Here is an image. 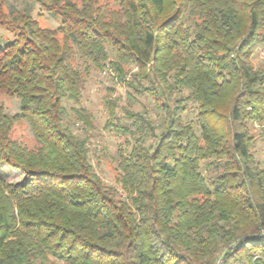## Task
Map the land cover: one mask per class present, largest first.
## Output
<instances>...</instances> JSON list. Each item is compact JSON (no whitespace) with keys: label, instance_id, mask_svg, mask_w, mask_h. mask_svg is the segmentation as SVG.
Instances as JSON below:
<instances>
[{"label":"trees","instance_id":"trees-1","mask_svg":"<svg viewBox=\"0 0 264 264\" xmlns=\"http://www.w3.org/2000/svg\"><path fill=\"white\" fill-rule=\"evenodd\" d=\"M37 1L57 29L0 0V94L21 103L14 116L0 104V167L23 174L0 178V264H264V0ZM78 51L163 115L105 100L124 138L116 187L73 106L89 75ZM21 121L33 149L13 138Z\"/></svg>","mask_w":264,"mask_h":264},{"label":"rangeland","instance_id":"rangeland-1","mask_svg":"<svg viewBox=\"0 0 264 264\" xmlns=\"http://www.w3.org/2000/svg\"><path fill=\"white\" fill-rule=\"evenodd\" d=\"M78 6L83 3L96 2L99 5H108L111 8L117 10L114 0H71ZM7 13L10 18L14 19L20 17L23 14L30 15L33 19H36L39 25L43 28L57 29L60 26V20L49 15L42 10L40 3L37 0H7ZM78 63L80 69L84 73L86 68L89 70V75L85 78V85L82 91V97L79 105L74 107L85 109L86 113L90 116L94 130L91 134V161L94 165L95 171L103 178L104 182L110 186H117L115 180V168L116 165V150L120 144L124 143L123 137H118L115 133L106 130V122L108 120V112L105 106V100L110 98L114 101L119 100L118 114L123 115L122 107L130 106L134 112L148 111L151 119L157 125L161 124L163 115L161 111L155 106V102L152 98L141 97L137 98V102H129L126 97V89L121 86L115 85L112 79L107 73L102 72L93 65L87 66V63L78 51ZM252 62L255 66H259L264 62V46H259L255 51L252 58ZM0 104L4 107L5 112L9 116H14L20 113L21 103L16 98L6 97L0 94ZM147 112V113H148ZM194 114V113H193ZM194 121L196 120L195 114L192 115ZM84 124L78 123L74 128V132L78 136H82ZM258 132L261 133V128L256 127ZM158 134L161 133L159 129ZM13 138L19 142L26 144L29 148L37 146L35 136L25 121H21L16 124L14 128ZM258 141V155L264 157V141ZM0 178L9 183H20L23 179V174L11 169L7 166L0 167ZM222 261L219 260V264Z\"/></svg>","mask_w":264,"mask_h":264}]
</instances>
